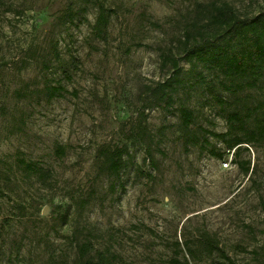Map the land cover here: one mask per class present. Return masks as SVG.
<instances>
[{
  "label": "rangeland",
  "instance_id": "1",
  "mask_svg": "<svg viewBox=\"0 0 264 264\" xmlns=\"http://www.w3.org/2000/svg\"><path fill=\"white\" fill-rule=\"evenodd\" d=\"M212 6L264 12V0H0V264H77L85 243L113 264H227L205 242L231 264H264V144L204 135L228 131L211 95L234 101L221 78L198 67L200 84L180 61L173 106L154 96L171 74L163 57L216 31ZM238 100L264 101V77ZM179 108L194 115L186 130ZM112 146L128 152L118 178L98 157Z\"/></svg>",
  "mask_w": 264,
  "mask_h": 264
},
{
  "label": "trees",
  "instance_id": "2",
  "mask_svg": "<svg viewBox=\"0 0 264 264\" xmlns=\"http://www.w3.org/2000/svg\"><path fill=\"white\" fill-rule=\"evenodd\" d=\"M96 6L98 15L94 29L98 35H101L107 27L109 15L101 4ZM203 11L202 13L207 15L208 23L216 31L207 37L197 34L191 46H188V43L183 44L181 59L172 56L163 57V64L170 66L171 74L157 84L154 96L168 107H172L174 94L184 85V80L180 77V61L188 63L197 82L203 84L206 81L205 78L201 73H196V69L201 67L218 75L221 78L218 84L219 90L234 99L230 103L215 93L211 94L223 113L228 131L224 134L204 132V135L222 141L229 150H237L242 144H264V101L248 105L238 100L239 95L244 91L256 89L259 80L264 77V12L250 19H242L226 6H212ZM64 93V89L59 87L49 90L51 97H62ZM234 102L241 105L242 109H234L232 106ZM177 113L183 129L186 130L194 124V115L190 110L179 108ZM187 140L194 146L200 143L195 136ZM58 153L63 155V150L59 149ZM211 155L222 157L214 153ZM125 156H128L126 146H112L98 151V157L103 159L105 172L115 178L120 176L125 166ZM19 164L27 172L36 171L32 164H26L23 161ZM204 246L208 252H217L227 264H231L217 246L209 242H205ZM177 247H180L179 244ZM186 249L187 257L194 259V252L189 247ZM92 253L94 256L90 257ZM116 260L117 258L111 254L95 251L89 243L78 247L77 264H113ZM169 264H189V262L185 258L182 261L172 259Z\"/></svg>",
  "mask_w": 264,
  "mask_h": 264
},
{
  "label": "water",
  "instance_id": "3",
  "mask_svg": "<svg viewBox=\"0 0 264 264\" xmlns=\"http://www.w3.org/2000/svg\"><path fill=\"white\" fill-rule=\"evenodd\" d=\"M44 211H46V208L44 209Z\"/></svg>",
  "mask_w": 264,
  "mask_h": 264
}]
</instances>
